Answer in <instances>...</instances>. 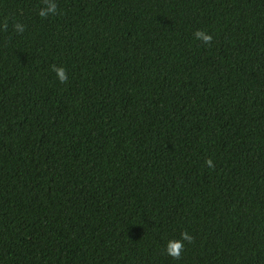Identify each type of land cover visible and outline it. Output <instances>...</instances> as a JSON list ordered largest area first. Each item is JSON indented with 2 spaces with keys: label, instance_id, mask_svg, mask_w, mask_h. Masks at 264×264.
Returning a JSON list of instances; mask_svg holds the SVG:
<instances>
[{
  "label": "trees",
  "instance_id": "1",
  "mask_svg": "<svg viewBox=\"0 0 264 264\" xmlns=\"http://www.w3.org/2000/svg\"><path fill=\"white\" fill-rule=\"evenodd\" d=\"M42 6L0 0V264H264V0Z\"/></svg>",
  "mask_w": 264,
  "mask_h": 264
},
{
  "label": "clouds",
  "instance_id": "2",
  "mask_svg": "<svg viewBox=\"0 0 264 264\" xmlns=\"http://www.w3.org/2000/svg\"><path fill=\"white\" fill-rule=\"evenodd\" d=\"M44 6L40 7L38 10V15L41 18H46L50 15H55L57 13V0H43ZM18 31H23V26L20 24L15 25ZM193 35L201 40L203 43L208 44L212 40L210 33L197 29ZM52 70L56 73L57 79L63 83L67 80V73L63 66L52 65ZM205 164L209 167H212V160L210 158L205 160ZM193 240L192 235L188 231H181L180 237L178 239H169L167 241L165 251L167 254L178 258L181 254V251L184 248L185 242L190 243Z\"/></svg>",
  "mask_w": 264,
  "mask_h": 264
}]
</instances>
